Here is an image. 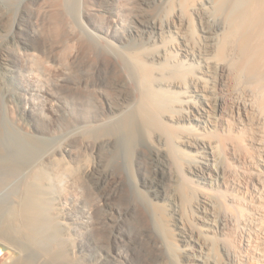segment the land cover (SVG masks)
Instances as JSON below:
<instances>
[{"label": "bare ground", "instance_id": "obj_1", "mask_svg": "<svg viewBox=\"0 0 264 264\" xmlns=\"http://www.w3.org/2000/svg\"><path fill=\"white\" fill-rule=\"evenodd\" d=\"M82 1H28L48 3L51 37L87 53V102L69 110L87 121V137L49 152L29 135L9 152L0 117V189L21 182L0 204V264H87L92 248L106 252L98 264H253L243 258L240 231L248 196L232 185L260 178L241 168L264 171V145L251 135L253 122L264 121V0ZM46 34L29 32L24 53L1 51L0 68L35 60L56 76L86 71L76 68L75 52L63 63L44 57ZM234 86H244L249 104L232 98ZM58 111L47 99L24 114L47 133ZM79 144L96 154L86 176L102 194L88 226L82 210V231L73 237L87 185L63 157ZM133 158L149 198L127 186L124 163Z\"/></svg>", "mask_w": 264, "mask_h": 264}, {"label": "rangeland", "instance_id": "obj_2", "mask_svg": "<svg viewBox=\"0 0 264 264\" xmlns=\"http://www.w3.org/2000/svg\"><path fill=\"white\" fill-rule=\"evenodd\" d=\"M28 1L29 0H0V5H6L7 7V9L5 8V10H3V13H1L4 17L2 15V17H0V52L2 51L10 55L12 53L16 54V52L18 51L24 53V42L28 38L29 32L36 34L40 33L42 36L43 34L48 33L46 34L47 36L45 35L46 39L44 40L45 43H43L44 46L42 47V49H46L44 51L48 53H44V57L46 55H50L51 59H56L58 63H63V61H66L65 58L69 56V54H73L75 52L76 56H78L76 60V68H82L83 70H85L87 68V53H81L82 51H79L78 49H76V47L70 50L69 47H66V43L63 42L62 39L60 40L57 38V41V39H54L49 35L50 31H48V29L50 30V28L48 24L50 19L48 17V3L45 4L44 2L43 4L42 2L41 4V2H34L33 4H30ZM79 1H81L80 3H83L84 5V2L82 0ZM46 7L47 9H45ZM101 8L102 7L97 9L100 10ZM45 14H47V16ZM79 16L77 15V18H75L74 16V21H76L75 24L80 27L81 24L78 20L80 18ZM82 17L83 16L81 12V18ZM77 21H79V23ZM113 23L118 28L123 26V23L121 21L118 22L117 19H113ZM45 24L47 25L45 26ZM20 29L24 30H21V32L23 33L18 32L20 31ZM50 51H52V53ZM48 56H46V58ZM31 58L32 57H30V59ZM32 62L37 63V61L35 60H31V63ZM31 63H28V65L25 66H12L7 70H3L2 68H0V117H2V123L7 131V136L5 139L6 149L9 152L15 151V148L17 147L19 142H22V138L24 136L34 135L39 143L42 144V149L44 151L48 150L49 152H51L53 150L60 149V151L63 152L64 150L70 148V146L67 145V142H69V140L72 139L74 135L79 136L80 138L87 137V121H83L80 119L78 120L76 118L74 120L72 118V115L69 114V110H71L70 107L73 108L74 106L75 110H78L79 107L80 109H82L84 106L81 105H83L85 100L87 102V69L83 73L74 74L65 72L60 76H56L55 74L50 73V70L46 69V64L42 65V63H39L38 65L37 63L36 66L34 65L36 67L35 68L33 67V65H31ZM72 77L75 79V81L72 79ZM233 88H235L232 94L233 99L238 100L242 103H245V101H247L248 104L250 103V101L247 100V97L244 94V86H234ZM219 96L224 99L226 97H229L227 89H221L219 91ZM47 99H52L54 105L59 109L56 116L58 118V121L55 124H52L47 133H38L35 131V128L32 125L33 121L26 118L24 109H28L30 106H35V108L41 107ZM73 103L74 105H72ZM76 104L77 106H75ZM35 110L37 112L39 111L38 109ZM35 110L34 112H36ZM241 118L242 117L239 115L235 117L237 123L242 122ZM253 129L256 132H252L251 135H253L256 139V144L264 145V121L262 118L259 117L257 121L253 122L252 130ZM248 142L250 144L251 139L248 138ZM262 152H264V149H262ZM65 154L66 155L63 157L65 158L64 162H67L69 165H71V167L74 166V168H72L73 171H75L74 174L76 173L75 176L77 175V178L80 179L79 182H85L87 185L84 191H81V188L84 187L83 185H81V188L79 189L81 191L79 200L81 198L82 202L77 201V207L79 206L80 208L78 207L79 211L76 212L77 214L74 216V219L76 222H80L75 223V232L72 231L74 237V235L76 234V236H78L80 230L82 231L80 225L83 219L82 212H84L82 210H85V212H87L88 226V224H90L89 221L93 220V205L96 202L100 201V195L102 194V192L97 189L95 182H87V167H91L94 163L96 164L97 162L96 154L94 153V151L92 149H87L86 144H79L75 148V150H73V153L71 155L67 151ZM132 160L133 163L131 166H127L124 163V172L125 178L127 179V186L132 190L142 191L143 196L145 198H149L148 187H143L140 184L141 178L138 174V167L135 164L134 158ZM37 161H42V158H37ZM251 169L252 172L245 168H241L240 170L241 172L250 174V176H253L255 178L257 176H260L257 181L250 180L249 182H233L232 186L235 192H238V189H240L241 191L246 192L248 196V211L246 212V217L243 219L244 222L242 221L240 227L241 234H243L245 246L247 247L245 254H242L243 258L244 260H246L247 256H252V258H254L250 259L253 264H264V171L261 172V168H257L255 166H251ZM235 179H239L238 174H236ZM17 180H20V177ZM65 182L63 180L60 185L65 186ZM12 183L13 185H16L13 187ZM20 183L21 182L16 181L11 182L10 184V182H8L6 186H3L4 189L3 187L0 189V204H7V202L11 201L13 197L12 194L14 193L13 191L15 190V187L16 189L19 187ZM9 185L11 186L9 187ZM83 189L84 188H82V190ZM58 196L59 194L55 197L59 199ZM83 202L85 205H83ZM115 202L120 204L118 199H115ZM2 221L3 220H1L0 217V227L3 225ZM130 249L131 248L129 246H125L122 248L123 252L127 254V256L131 252ZM11 253L13 252L11 251ZM259 253H261L260 257ZM102 254L104 255L106 254V252L99 248L87 249V264H98L96 262L100 259ZM14 255L15 253H13V257ZM5 258L7 259L8 257ZM257 258H261L262 261L257 260ZM130 263L131 261L121 260L117 264Z\"/></svg>", "mask_w": 264, "mask_h": 264}]
</instances>
